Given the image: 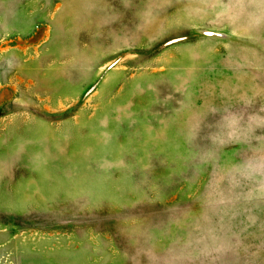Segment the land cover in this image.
I'll return each instance as SVG.
<instances>
[{
	"label": "rangeland",
	"instance_id": "rangeland-1",
	"mask_svg": "<svg viewBox=\"0 0 264 264\" xmlns=\"http://www.w3.org/2000/svg\"><path fill=\"white\" fill-rule=\"evenodd\" d=\"M80 254L264 264V0H0V264Z\"/></svg>",
	"mask_w": 264,
	"mask_h": 264
},
{
	"label": "crops",
	"instance_id": "crops-1",
	"mask_svg": "<svg viewBox=\"0 0 264 264\" xmlns=\"http://www.w3.org/2000/svg\"><path fill=\"white\" fill-rule=\"evenodd\" d=\"M91 251H96V249H91ZM90 251V252H91ZM83 252V251H82ZM84 252H87V251H84ZM72 255V254H70ZM80 257H82L83 259H81V263L80 264H100V262H96V260L94 258H90V257H87V254H80Z\"/></svg>",
	"mask_w": 264,
	"mask_h": 264
}]
</instances>
